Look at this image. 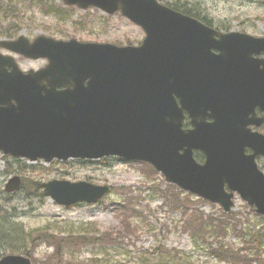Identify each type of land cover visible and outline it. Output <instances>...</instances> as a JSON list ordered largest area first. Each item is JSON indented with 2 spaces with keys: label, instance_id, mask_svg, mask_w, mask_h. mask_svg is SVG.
<instances>
[{
  "label": "water",
  "instance_id": "water-1",
  "mask_svg": "<svg viewBox=\"0 0 264 264\" xmlns=\"http://www.w3.org/2000/svg\"><path fill=\"white\" fill-rule=\"evenodd\" d=\"M64 2L81 8L93 5L110 14L121 10L145 29L146 37L138 47L36 38L28 53L48 58L44 70L21 74L13 68L12 73H0V146L31 159L118 154L149 161L167 181L218 201L225 209L232 206L231 194L223 193L227 182L264 213V176L253 162L256 153H264V137L237 123L242 114L225 111L241 106L250 90L261 92L258 84L253 86L255 77L251 85L225 84L214 68L202 82L194 71L184 69L197 56L194 33L210 38L216 33L155 0ZM218 35L221 46L207 45L224 54L212 55L214 66L235 51L225 35ZM250 40L245 52L252 62L251 55L263 50L264 42ZM51 83L64 89L53 91ZM184 110L194 129L182 128ZM207 110L214 121L205 122ZM246 146L254 150L249 157L243 156ZM193 149L206 154L203 164L193 159ZM43 185L45 194L64 204L94 202L109 191L86 182ZM28 262L18 256L0 260Z\"/></svg>",
  "mask_w": 264,
  "mask_h": 264
},
{
  "label": "rangeland",
  "instance_id": "rangeland-1",
  "mask_svg": "<svg viewBox=\"0 0 264 264\" xmlns=\"http://www.w3.org/2000/svg\"><path fill=\"white\" fill-rule=\"evenodd\" d=\"M168 1L199 6L221 28L253 35L264 33V0ZM45 4H52L55 8L63 6L58 0H0V17L18 22L23 28L18 35L25 34L30 38L46 34L67 39L64 37L69 35L68 38L75 37L80 41L137 45L144 37L138 26L119 14L108 16L94 8L84 11L73 7L68 20H62V15L60 18L47 15L43 11ZM4 26L2 24L1 28ZM16 60L25 70L42 64V61L22 57H16ZM260 162L264 171V160ZM44 165L48 170L37 175L40 182L53 178L87 180L110 185L111 193L97 204L71 208L57 205L42 196L39 189L26 194L23 191L2 194L0 208L18 215V218L7 215L10 220L6 223L3 219L6 213L0 209V244L6 249L5 254L27 252L34 264H228L216 260L209 253L206 242L181 228L183 216L170 211L153 187V184H158L164 189L168 185L161 174L147 176L136 162L114 157L107 163L70 161ZM15 168L12 167L13 170ZM15 174L18 173L6 171L4 161H0V189ZM125 198L131 199L135 209L131 212L135 216L130 224L122 223L118 217ZM182 199L189 209L200 210L213 217L220 211L218 205L205 204L194 195L182 193ZM233 211L240 215L245 226L238 232L228 231L221 238L222 245L248 253L252 258L249 264H264V229L259 228L263 221L249 214L246 203L238 197ZM3 223L8 225L2 226ZM125 225L128 230L123 229ZM258 230L259 251L253 249L252 243L243 240ZM44 235L54 236L57 242L62 238H76L78 241L74 246L62 245L57 257L54 246L42 242L37 244L39 239L32 243V239H41ZM82 238L99 239L101 242L87 245ZM259 253L261 256H256Z\"/></svg>",
  "mask_w": 264,
  "mask_h": 264
},
{
  "label": "trees",
  "instance_id": "trees-1",
  "mask_svg": "<svg viewBox=\"0 0 264 264\" xmlns=\"http://www.w3.org/2000/svg\"><path fill=\"white\" fill-rule=\"evenodd\" d=\"M170 6H173V7H175L174 5H170ZM176 8V7H175ZM183 11L185 12V10L183 9ZM29 181V180H28ZM32 182V181H31ZM32 184L35 186V183L34 182H32ZM37 185V184H36ZM171 203L174 205V206H179V204H180V199H179V197H178V195H174L173 196V198L171 199ZM199 217H197V216H195V215H193L192 217H189V224L190 225H193L194 223H196V221H197V219H198ZM208 220H210L211 222L209 223V225L207 226L208 227V229L210 230V229H212V226H213V229L215 230V231H219V230H221V229H223L224 227H223V225L221 226V221L219 220V219H211L210 217L208 218ZM207 220V221H208ZM7 220H4V222H6ZM7 223V222H6ZM6 223H3L2 224V226H7L8 224H6ZM199 225H201V224H199ZM197 227V226H196ZM200 229H203V228H200ZM195 233H198V232H195ZM214 254H215V256L217 257V258H219L220 260H221V246H220V248L219 249H215L214 250ZM224 254H226V251H224Z\"/></svg>",
  "mask_w": 264,
  "mask_h": 264
}]
</instances>
